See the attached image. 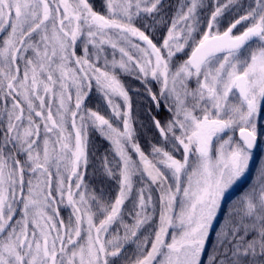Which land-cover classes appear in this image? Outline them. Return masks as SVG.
I'll return each instance as SVG.
<instances>
[{"label": "snow or ice", "instance_id": "6c2138e0", "mask_svg": "<svg viewBox=\"0 0 264 264\" xmlns=\"http://www.w3.org/2000/svg\"><path fill=\"white\" fill-rule=\"evenodd\" d=\"M202 6L190 0L157 43L135 21L155 18L162 0H105V14L90 0H0V264H264V163L206 247L222 200L264 153V0H217L203 28ZM133 71L175 101L166 123L153 118L163 146L149 154L120 79ZM93 87L110 118L86 107ZM89 128L118 158L101 164L114 197L85 182Z\"/></svg>", "mask_w": 264, "mask_h": 264}, {"label": "flooded vegetation", "instance_id": "af4514ba", "mask_svg": "<svg viewBox=\"0 0 264 264\" xmlns=\"http://www.w3.org/2000/svg\"><path fill=\"white\" fill-rule=\"evenodd\" d=\"M152 38V36H150ZM155 42V39L152 38ZM112 50L110 48L106 49V54L108 59L111 60ZM78 54H82L78 50ZM135 55V53H134ZM116 58L119 59V53H116ZM186 59V56L182 58ZM174 69V68H173ZM131 75L133 81H136L134 85V90L128 91L130 101H131V124L134 129L135 135L134 139L141 145L142 150L149 154L151 152L152 146L155 144L157 146H163V138L159 135V131L156 129L153 118L160 120L162 124L166 123L170 119L174 112L171 108V99L168 96L161 97L157 94L156 91V81L153 80L148 84V90L151 89L152 94H156L159 101V107H157V102L153 101L149 91H144L142 93L140 90H137L138 86V73L133 71L131 74H120V79L123 81L124 78H128ZM191 86H195L194 82ZM160 93V91L158 90ZM114 102L121 105V110L124 109V102L121 98H115ZM87 108L92 110H99L102 115L106 117H111V109L107 106L106 102L103 100L101 94L93 87L89 97L85 101ZM172 111H169V109ZM114 124H120L119 121L113 119ZM122 128V124H120ZM88 156L89 164L85 173V182L89 185L90 191H94L97 195H103L105 198L114 197L118 191V185L116 180L109 179L108 177L102 175V159L107 156L109 161H111L110 166L115 167L116 160L115 154H112V149L110 142L103 138L101 134L89 128L88 131ZM83 171V169H82ZM137 188L139 186L136 185ZM133 198L136 197V191H133ZM158 193H153L154 199ZM131 201L126 202L124 220L126 223H132L130 216L128 215V210L131 208ZM70 209L64 208L61 206V216L67 217ZM120 225L116 224L113 227H119ZM116 230V228H115ZM115 230H112L114 233Z\"/></svg>", "mask_w": 264, "mask_h": 264}, {"label": "rangeland", "instance_id": "374dc122", "mask_svg": "<svg viewBox=\"0 0 264 264\" xmlns=\"http://www.w3.org/2000/svg\"><path fill=\"white\" fill-rule=\"evenodd\" d=\"M217 0H202V7L198 8L197 10V17L200 20V27H205L206 21L210 16L211 11L213 10ZM220 3H224L225 0H219ZM242 2L247 3V0H242ZM90 3L93 5L95 11L105 14V0H90ZM190 4V0H162V10L160 13L155 15V18L146 17L144 19L137 18L135 23L136 26L139 27L141 30L145 31L146 34L152 36L155 39V42H159L161 38L166 35L167 28L170 27L172 20L176 17L181 8L186 11V5ZM239 14H243L241 11ZM237 17L236 8L233 7L230 10L226 11L224 15L220 18L219 27L221 30L226 28L230 21H233ZM132 54L134 55L135 50H131ZM184 55H179L175 58V60H181ZM175 70V63L174 67ZM123 84L127 91L134 90L136 81H133V77L131 75L128 78L123 79ZM153 82L151 77L148 78V82L146 83L143 79H138V86L137 90H140L142 93L148 90V84ZM161 85L156 82V91L159 94L158 90L160 91ZM167 96V95H166ZM171 99V108H173V112L175 111V101L174 97L168 96ZM10 106V101H9ZM4 107L3 100H0V109ZM112 154H114L112 152ZM261 163H264V153H257V158L250 166V171L243 177L229 192L226 194L225 199L222 200L220 209L217 212L216 219L213 222V229L210 231V238L209 242L206 245L207 251L211 252L213 247L217 244V232H223L227 229L230 214L233 213L234 209L239 207L237 203L239 198L245 194V192L249 191L252 186H258L260 183V177L258 174V168L260 167ZM137 186L140 187L139 184ZM178 210V209H177ZM151 211V209L149 210ZM125 219V218H124ZM119 225V223H117ZM222 225L224 226L222 228ZM116 228V230H115ZM112 230L115 232L118 230L120 235H123V228L113 227ZM144 232L147 231V228L142 230ZM126 254L127 256L131 257L132 259L135 258V244L129 243L126 245ZM205 264H207V257H204ZM119 264H125V261H120ZM130 264V261L128 262Z\"/></svg>", "mask_w": 264, "mask_h": 264}]
</instances>
